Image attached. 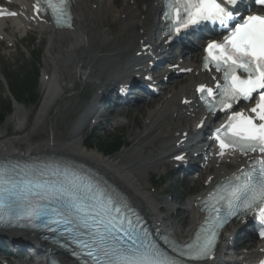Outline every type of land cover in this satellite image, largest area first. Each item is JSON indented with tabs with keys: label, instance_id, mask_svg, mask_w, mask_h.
<instances>
[{
	"label": "bare ground",
	"instance_id": "6f19581e",
	"mask_svg": "<svg viewBox=\"0 0 264 264\" xmlns=\"http://www.w3.org/2000/svg\"><path fill=\"white\" fill-rule=\"evenodd\" d=\"M158 1L121 0L117 4L114 0H74L72 6L74 30L59 32L47 25L45 21L39 22L32 18L26 0H8L10 10L17 14L16 19L8 20L13 27L12 31L22 32L35 28L42 32L45 40H47L46 55L54 66H58L49 76H47L48 74L41 76L42 97L35 115L36 121L43 120L49 109L63 95L65 91L63 83L69 80L79 82L82 79L87 80L91 76V69L98 59L107 62L106 66L103 65L100 68V72L114 71L115 67L120 65V59L126 61L127 67L120 72L124 73L125 77L140 70L134 68L139 67L138 65H132L131 68L134 70H131L128 64L132 61H142L153 54L158 42L157 33L160 30L157 19ZM95 13L97 14L96 17ZM107 15L118 21L120 28L117 33H113L109 24H101V26L95 24L96 18L101 20ZM5 23L6 20L0 21V40L9 43L4 37L7 31ZM119 37L120 42L118 41ZM108 43H111V48L102 54L103 48ZM191 47L194 51L190 58L179 63L182 69L190 70L187 78H182V81L185 80V82L177 83V86L170 90L166 99L155 102V108L145 114L143 134L137 133L133 137V140L141 142L154 134V139H157L163 147L174 142L170 150L176 151V153L171 155V158L186 153L187 149L189 150V142L197 133V127L199 125L204 127L210 121L196 107L192 94L196 85L212 81L211 74H204L199 70L202 52L196 46L191 45ZM85 53L88 54L87 61L83 57ZM169 72L165 70L160 77H164ZM159 93L161 95L162 92ZM139 107L135 106L136 109H140ZM16 110L17 108L14 107V113H17ZM86 115L90 116L89 121L97 120L102 116V114L99 116L90 115L89 111H84L77 118L68 134L69 136H65L66 140L61 141L59 137L50 135L47 140L34 144H28L18 138V135L25 130L24 123L19 121L15 136L9 138L0 136V159L6 157L26 158L48 154L75 160L89 166L125 193L133 206L142 211L158 228L182 240L189 237L194 231L197 213L195 204L198 199L216 183L239 170L249 160L248 157H233L227 154L215 158V155L210 151V145L207 146L203 157L207 158L210 168L207 167L200 172V177H204L200 193L190 198L187 205L183 207L184 216L180 225L186 223L185 219H187L188 226L180 232L174 227L166 225L169 217L159 214L158 203L153 195L148 193L146 182L141 183L136 178L137 176L132 173L133 169L124 166L118 160L119 158H105L96 150L85 148L82 136L87 121ZM13 116L14 114L9 119ZM38 128L33 131L31 136L38 133ZM184 142H186L185 145ZM184 146L186 147L183 148ZM203 149L204 147L196 148L195 152L202 153ZM138 155L142 156V154ZM166 157L167 155L163 152L159 159L154 162V164L158 163L156 167L159 166V161ZM147 163L148 161L144 162V164ZM170 163L172 164V162ZM150 165L152 164L149 163L146 166ZM227 165L231 166L230 169L227 168ZM137 173L142 174L141 172ZM235 227H240V223L236 224ZM245 248L248 251L227 257L222 256L220 251L214 260L206 264H257L264 259V241L258 242L255 247L253 242L248 241ZM54 252L53 249H46L43 251L42 257L54 255ZM63 262L69 264L66 261ZM36 264H43V259L40 258Z\"/></svg>",
	"mask_w": 264,
	"mask_h": 264
},
{
	"label": "snow or ice",
	"instance_id": "6c2138e0",
	"mask_svg": "<svg viewBox=\"0 0 264 264\" xmlns=\"http://www.w3.org/2000/svg\"><path fill=\"white\" fill-rule=\"evenodd\" d=\"M46 2L57 26L71 27V0ZM42 3L43 0H38L35 8L37 14L41 11ZM236 4L237 0H170L168 18L177 35L182 29L203 22L218 24L227 30L228 35L222 42L213 40L207 44L204 67L207 69L212 64L217 72L223 73V84L216 85L222 110H232L242 100L251 101L252 106L248 107L247 115L243 111H233L228 123L217 130L215 139L219 143L221 156L226 149H232L239 150L243 155L259 151L264 157V15L249 14L238 20L233 11ZM255 4L264 11V0H255ZM197 91L213 96L211 88L201 86ZM207 107L211 112L215 103H209ZM251 168L250 172L241 170L243 182L227 200V216H217L203 242L198 232L192 242L178 247L181 257L190 261L210 257L217 239V229L228 222V217L238 212L256 210L260 224L264 225V158L258 159ZM16 175L15 169L0 167V222L49 219L48 210L42 206V202L66 199V209L51 210L53 217L59 216L61 219L52 218L51 222L70 226L69 230L74 235L83 222L84 227L90 229V238L80 243L93 264H178L176 259L160 253L155 245L147 241L146 236L143 239L130 238V243L123 240L118 215H112L113 212L119 213L120 209L114 207L111 199L105 202L100 197H94L92 204L84 205L76 196L75 185L71 182L68 185L57 182L59 186L41 180L22 182L16 179ZM216 211L219 212V209ZM89 216L92 217L91 224L87 220ZM260 236L264 238V227Z\"/></svg>",
	"mask_w": 264,
	"mask_h": 264
},
{
	"label": "rangeland",
	"instance_id": "374dc122",
	"mask_svg": "<svg viewBox=\"0 0 264 264\" xmlns=\"http://www.w3.org/2000/svg\"><path fill=\"white\" fill-rule=\"evenodd\" d=\"M114 1L118 4L121 0ZM96 16L97 14L95 13V17ZM94 21L97 26H101V24H109L113 33H117L120 28L118 21L114 20L109 15L104 18L102 17L101 20L96 18ZM11 29L13 30L12 26ZM11 29L8 32L9 36H6L11 43L9 45L5 42L0 43V74L2 71L7 70L10 73L21 76L23 74L21 71L28 69L31 58L27 53L26 47L27 44L30 43H33L34 45V60L38 59L40 63V74L41 72L42 75L47 73V76H49L56 68H58V66L56 67L53 65L52 61H50L46 55L47 40L43 37L44 35L40 34L37 30L32 29L31 31H28L27 38L24 41H21L23 34L16 32H12L11 34ZM120 40L121 39L119 37L118 41L120 42ZM110 48L111 43H108L103 48V53ZM83 57L85 61H87L88 54L85 53ZM177 62H179V60H173V64ZM103 65L106 66L107 62L103 59H98L91 69L90 79H82L80 82L69 80L63 83V86H65L63 95L58 98L56 103L47 112L46 117L41 121H36L35 119L39 104L35 107H27L16 104L17 106L15 105V107L17 108V113H14L12 107L11 113L5 118L4 122L0 126V136L4 138L15 136L18 123L20 121L24 123L25 130L22 129L24 132L19 134L18 138L24 140L28 144H34L47 140L50 135H54L56 138L59 137L61 141L66 140L65 136H69L68 134L71 132L73 124H75V115L80 108L79 106L86 100V93L96 89L94 88V85L98 84L99 81L103 85L111 84V78L113 77L112 74L117 72V69L124 67L122 65L120 68L116 67L113 72H100V68ZM175 86H177V84H174V87ZM170 88L171 87H168V89L164 91L165 95H162L159 99H157L158 97H155L154 100L149 103L144 102L142 104H136L134 107L132 105L118 107L116 109L117 111H112L111 109L109 112L105 113L107 121H105V124L101 123L98 125L99 129L95 131L94 135L97 139H99V141H107L109 137H116L118 134L123 136L126 148L122 149V151L119 152L120 154L118 153L119 155L117 154L115 157L110 159L119 158L118 160H120L124 166L129 167V169H133L134 171L132 173L137 176L136 178L139 179L141 183L146 182L145 185L148 193L153 195L155 200L157 199L156 202L158 203L157 208L159 209V214L165 217L169 216L166 224L177 228L179 231H183L186 229L188 224L187 219H185L186 223L180 225L182 224L184 216L182 210L180 209H183V207L186 206L188 198L197 196L200 193L204 177L198 180L193 177L192 181L189 180L191 177H187L182 181H177V178L171 179L166 177L165 175L168 171L167 160L169 161L170 157L160 160L158 167H156L158 163L154 164V162L159 159L161 153L165 152L167 148L165 146H161L160 142L157 139H154V134L150 135L147 139L141 142L133 140L135 134H143L145 114L155 108V102L166 99L172 89ZM8 100H10L9 93L2 85L0 77V109L3 110V107H5ZM40 100L41 99H39V101ZM135 106H140V109H136ZM13 114L14 116L9 119ZM117 121H119L118 125ZM37 127H39L38 133L31 136ZM92 129L93 127L88 126L85 130H83L82 139H85L91 133ZM169 152L170 151L167 150L165 154L169 155ZM138 154H142V156ZM147 161V164L150 163L152 165L146 166L147 164H144V162ZM136 171L141 172L142 174L139 175ZM153 180H156L158 183H162V187H160V189L154 188L151 184ZM176 209H179V211H176ZM247 240L252 241V237ZM238 244L239 251H247L245 248L246 243L239 242Z\"/></svg>",
	"mask_w": 264,
	"mask_h": 264
},
{
	"label": "trees",
	"instance_id": "16d2710c",
	"mask_svg": "<svg viewBox=\"0 0 264 264\" xmlns=\"http://www.w3.org/2000/svg\"><path fill=\"white\" fill-rule=\"evenodd\" d=\"M31 74H27L21 80L14 79L13 83L10 84V91L13 98L21 104L35 105L38 99L37 96V72L32 67ZM10 112L9 104L0 109V123L3 122L7 114ZM88 150H96L104 157H111L124 145V138L122 136L109 137L107 141H95L89 137L87 139ZM94 145V148H93ZM93 148V149H90ZM87 149V148H86Z\"/></svg>",
	"mask_w": 264,
	"mask_h": 264
}]
</instances>
